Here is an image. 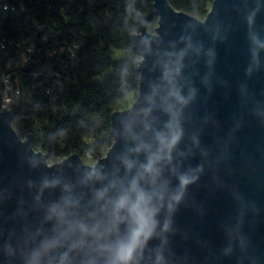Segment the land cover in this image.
Listing matches in <instances>:
<instances>
[{
    "label": "water",
    "instance_id": "water-1",
    "mask_svg": "<svg viewBox=\"0 0 264 264\" xmlns=\"http://www.w3.org/2000/svg\"><path fill=\"white\" fill-rule=\"evenodd\" d=\"M153 7V31L140 15L132 34L135 100L95 164H49L0 111V264H124L133 182L158 211L126 264H264V0H212L203 19Z\"/></svg>",
    "mask_w": 264,
    "mask_h": 264
},
{
    "label": "trees",
    "instance_id": "trees-1",
    "mask_svg": "<svg viewBox=\"0 0 264 264\" xmlns=\"http://www.w3.org/2000/svg\"><path fill=\"white\" fill-rule=\"evenodd\" d=\"M168 1L199 19L212 2ZM140 15L152 32L153 0H0V111L8 79L13 126L22 138L33 134L48 160L111 146V114L138 90L132 34ZM110 70L103 83L91 82Z\"/></svg>",
    "mask_w": 264,
    "mask_h": 264
},
{
    "label": "clouds",
    "instance_id": "clouds-1",
    "mask_svg": "<svg viewBox=\"0 0 264 264\" xmlns=\"http://www.w3.org/2000/svg\"><path fill=\"white\" fill-rule=\"evenodd\" d=\"M174 95L181 103H187V100L181 97L178 92L174 93ZM179 139L180 132L177 131L171 136V140L167 143V147L171 149V147L175 145ZM146 170H152L151 161L149 162V165ZM194 180L195 177L190 178L186 175H181L179 177L181 189H183L185 186H187ZM133 191L136 192V200L134 203H131V206L128 210L132 216V221L135 223L136 227L132 230L129 243L127 245H122L117 254L118 259L124 262V264H126V262L131 259L134 249L142 243L141 237H143L144 241H146L152 235L153 230L156 226V220L154 219V217L158 211V209L149 206L151 203V196H147L144 192L138 190L136 188L135 182H133ZM173 199L179 202L181 196L175 195ZM128 204V197H124L117 204V208H123ZM171 208L172 206L169 205V210H171ZM167 227L168 225L166 223L165 228Z\"/></svg>",
    "mask_w": 264,
    "mask_h": 264
},
{
    "label": "built area",
    "instance_id": "built-area-1",
    "mask_svg": "<svg viewBox=\"0 0 264 264\" xmlns=\"http://www.w3.org/2000/svg\"><path fill=\"white\" fill-rule=\"evenodd\" d=\"M3 9H8L6 4L3 5ZM9 64L13 65L15 69H19L22 66V62H20V63L19 62H16V63L15 62H11ZM3 86H4V91H3V95H2L1 111L4 108L11 109V104H12V102L14 100V89L11 86L10 82L8 81V79H4L3 80ZM84 144L85 145H91L92 144V140L90 138H88V139L84 140ZM33 148H34L35 151H42L40 149V143L37 141V138L34 135H33ZM87 156H91V154L87 153ZM65 157H62L61 159L65 158Z\"/></svg>",
    "mask_w": 264,
    "mask_h": 264
},
{
    "label": "rangeland",
    "instance_id": "rangeland-1",
    "mask_svg": "<svg viewBox=\"0 0 264 264\" xmlns=\"http://www.w3.org/2000/svg\"><path fill=\"white\" fill-rule=\"evenodd\" d=\"M112 73H113V71H111V70L107 71L102 76L92 79L91 82L94 83V84H101V83H103V81H105L107 78H109L112 75ZM134 100H135V94H133V93L128 94L124 98L123 102L120 105V109H118V110H122V109H125V108L129 107L133 103ZM12 125H13V122H12ZM105 153H106L105 150H101L100 153H99L100 155H97V156H87L86 155V156L82 157V160H83V162L85 164L92 165V164H95L96 161L100 157L104 156ZM60 160H61V158H57L55 160H48V163L51 164V163H54V162H58Z\"/></svg>",
    "mask_w": 264,
    "mask_h": 264
}]
</instances>
